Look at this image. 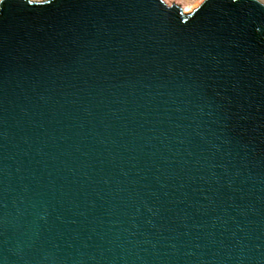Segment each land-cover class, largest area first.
Segmentation results:
<instances>
[{"label":"water","instance_id":"obj_1","mask_svg":"<svg viewBox=\"0 0 264 264\" xmlns=\"http://www.w3.org/2000/svg\"><path fill=\"white\" fill-rule=\"evenodd\" d=\"M0 264H264V4L2 0Z\"/></svg>","mask_w":264,"mask_h":264},{"label":"rangeland","instance_id":"obj_2","mask_svg":"<svg viewBox=\"0 0 264 264\" xmlns=\"http://www.w3.org/2000/svg\"><path fill=\"white\" fill-rule=\"evenodd\" d=\"M1 1L2 0H0V2ZM30 1L41 2L43 0H30ZM205 1L206 0H176L174 4L182 10L184 15H191L197 9H199ZM258 1L264 4V0H258ZM163 2L168 6H173V4L167 3L166 0H163Z\"/></svg>","mask_w":264,"mask_h":264},{"label":"bare ground","instance_id":"obj_3","mask_svg":"<svg viewBox=\"0 0 264 264\" xmlns=\"http://www.w3.org/2000/svg\"><path fill=\"white\" fill-rule=\"evenodd\" d=\"M166 2L169 4H174L176 2V0H166Z\"/></svg>","mask_w":264,"mask_h":264}]
</instances>
